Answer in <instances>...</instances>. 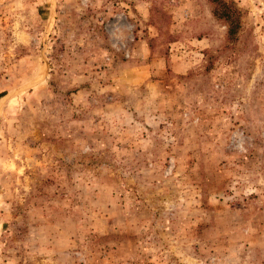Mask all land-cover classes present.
Wrapping results in <instances>:
<instances>
[{
    "label": "rangeland",
    "instance_id": "1",
    "mask_svg": "<svg viewBox=\"0 0 264 264\" xmlns=\"http://www.w3.org/2000/svg\"><path fill=\"white\" fill-rule=\"evenodd\" d=\"M216 3L0 0V264H264V0Z\"/></svg>",
    "mask_w": 264,
    "mask_h": 264
},
{
    "label": "trees",
    "instance_id": "2",
    "mask_svg": "<svg viewBox=\"0 0 264 264\" xmlns=\"http://www.w3.org/2000/svg\"><path fill=\"white\" fill-rule=\"evenodd\" d=\"M209 1L211 3H216L217 2L216 4L213 5V8H212L213 15H215L217 18H220L222 21L226 22L225 23L227 25V36H226V38H227V40L231 39L232 36L235 34V32L240 27V23L238 22V19L236 21L233 20L232 19V15L234 16L235 14L233 12H230L229 10H225L224 12H222V14H219V11H218L219 8L218 7H220L219 6L220 5L219 4L220 0H209ZM224 6L225 5L223 4V7ZM162 14H164V12H162ZM232 22H234V24Z\"/></svg>",
    "mask_w": 264,
    "mask_h": 264
}]
</instances>
